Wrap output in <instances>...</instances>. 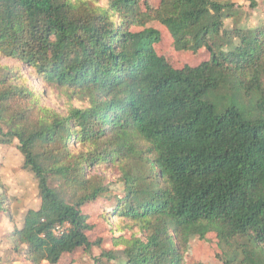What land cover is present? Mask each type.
I'll return each instance as SVG.
<instances>
[{
	"label": "trees",
	"instance_id": "obj_1",
	"mask_svg": "<svg viewBox=\"0 0 264 264\" xmlns=\"http://www.w3.org/2000/svg\"><path fill=\"white\" fill-rule=\"evenodd\" d=\"M249 9L0 0V144L17 142L40 195L10 235L17 252L34 264L93 254L92 203L123 245L94 264H185L189 235L211 233L222 264H264V0ZM155 24L172 49L208 57L175 67Z\"/></svg>",
	"mask_w": 264,
	"mask_h": 264
},
{
	"label": "rangeland",
	"instance_id": "obj_2",
	"mask_svg": "<svg viewBox=\"0 0 264 264\" xmlns=\"http://www.w3.org/2000/svg\"><path fill=\"white\" fill-rule=\"evenodd\" d=\"M157 4L159 0H150ZM240 4L249 13V0H232ZM252 20L255 14L250 15ZM154 25V24H153ZM159 28L160 42L156 44L159 54L166 56L175 67H183L186 64L197 65L208 57L204 49L198 53L189 51H178L172 49V38L167 29L160 24H155ZM49 105H58V99L45 98ZM16 143L11 145L0 144V178L5 183V188L0 190L3 203L0 206V264H34L26 260L22 254L14 249L13 241L10 237L15 228L22 226L25 214L31 209H38L40 205V195L37 179L30 170L24 168L23 156L19 154ZM22 156V157H21ZM111 189L120 191L121 184L113 182ZM98 204H86L83 207L84 213L89 215V221L96 226V232L92 238L103 237L104 242L101 247H95L93 254L86 253L83 249H78L74 253L66 254L57 264H94L93 255H98L102 250L122 254L123 245H117L112 240V233L107 222L101 215ZM115 234H117L115 232ZM189 249L186 254L185 264H222L214 254L218 247L213 233L208 235V239L202 240L189 235ZM116 262L104 259V264H115ZM41 264H47L42 262Z\"/></svg>",
	"mask_w": 264,
	"mask_h": 264
},
{
	"label": "built area",
	"instance_id": "obj_3",
	"mask_svg": "<svg viewBox=\"0 0 264 264\" xmlns=\"http://www.w3.org/2000/svg\"><path fill=\"white\" fill-rule=\"evenodd\" d=\"M57 233H60L61 232V228L58 227L57 230H56Z\"/></svg>",
	"mask_w": 264,
	"mask_h": 264
}]
</instances>
